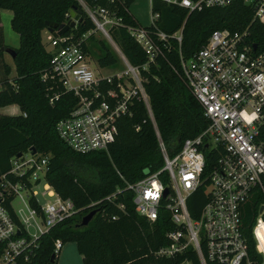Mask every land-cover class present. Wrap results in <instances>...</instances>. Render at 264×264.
Returning a JSON list of instances; mask_svg holds the SVG:
<instances>
[{"label": "built area", "instance_id": "1", "mask_svg": "<svg viewBox=\"0 0 264 264\" xmlns=\"http://www.w3.org/2000/svg\"><path fill=\"white\" fill-rule=\"evenodd\" d=\"M158 1L188 13L224 8L239 1L251 9L253 21L264 26V0ZM80 3L94 30L76 43L69 37H53L49 33L50 73L43 75L42 82L46 84L48 79L60 89L47 85L49 105L54 106L64 95L74 99L68 114L55 123L58 137L78 153L108 152L118 133V120L131 116L134 100L141 101L154 128L163 165L127 182L125 189L132 193L135 211L148 222L154 223L162 211L167 213L166 220L172 224L166 231L169 244L161 246L157 255L173 257L191 249L200 264H264V53L256 54L253 47L245 44L248 30H214L189 59L180 55V73L208 125L199 134L185 138L180 149L169 155L141 77V71L163 55L159 43L169 39L154 30L159 15L151 14V29L146 30L124 25L112 12ZM120 27L145 51L146 62L141 67L132 66L113 42L110 31ZM182 30L183 26L173 34L179 45ZM96 31L110 43L122 72L102 75L105 68L94 65L92 56L83 49L82 43ZM8 110V115L21 113L16 105L8 106ZM208 153L216 157L209 159ZM48 170L49 158L28 149L12 156L10 169L0 176V264L28 261L42 234L77 213L71 199L61 198L46 183ZM42 182L43 194L52 198L44 204L36 197V187ZM198 192L204 194V202L193 216L188 202ZM115 196L112 193L106 199L113 200ZM31 198L39 209L31 206ZM14 200L20 205L17 209L12 206ZM254 202L257 214L251 237L261 254L260 260L250 255L245 222L247 206ZM119 207L122 209L123 204ZM61 246V241L56 240L55 254Z\"/></svg>", "mask_w": 264, "mask_h": 264}, {"label": "trees", "instance_id": "2", "mask_svg": "<svg viewBox=\"0 0 264 264\" xmlns=\"http://www.w3.org/2000/svg\"><path fill=\"white\" fill-rule=\"evenodd\" d=\"M136 0H0V11L12 12L11 29L19 37L18 48L4 43L0 26V63L4 74L0 78V109L16 105L20 114L0 113V176L10 169L11 157L28 149L49 158V170L45 181L63 199L73 201L77 210L73 216L55 224L38 238L33 256L22 264H56L54 244L74 242L83 264H200L197 254L187 249L173 257L157 255L161 246L169 244L166 231L172 224L161 212L154 222L139 215L132 203V193L125 189L127 182H134L147 170L155 171L163 165L157 138L144 104L134 100L131 116L118 120V133L104 150L78 153L66 145L57 135L55 123L65 117L74 104L70 95H64L49 105L46 88L60 90L56 83L42 77L50 73L51 53L42 43V33L48 31L45 22L66 24L71 12L79 13L80 22L63 36L76 43L95 29L82 5L90 9H103L121 18L124 25L139 27L129 12ZM151 14L157 13L156 29L169 36L166 43H159L163 55L146 71H141L143 87L149 97L150 107L160 137L169 155H174L187 137L199 134L208 125L199 103L180 73V55L189 59L201 49L214 30L248 33L247 46H256V54L264 53V26L253 21L251 9L236 1L224 8H207L188 13L185 9L153 0ZM181 43L173 34L181 29ZM141 27V26H140ZM146 30L151 28L143 27ZM113 42L127 61L134 67L146 62V53L128 32L120 27L110 31ZM88 44L96 48L97 64L101 68H116L119 60L111 46L90 35L82 43L90 55ZM165 47H164V45ZM8 49L14 51L12 59L15 76L9 78L12 67L4 63ZM25 113V116L23 115ZM209 159L216 155L207 154ZM116 193L113 200L106 197ZM201 194V195H200ZM91 206V203L97 202ZM204 202V194L195 193L188 208L196 216ZM31 206L39 209L31 198ZM123 204V208L119 207ZM245 222L249 235L250 255L260 260L251 237L256 216V203L247 206ZM9 208L12 212V207ZM98 211L85 226L81 218L91 209ZM13 214V213H12ZM13 217H16L13 214ZM17 221V220H15ZM18 222V221H17ZM2 245L0 244V251Z\"/></svg>", "mask_w": 264, "mask_h": 264}, {"label": "rangeland", "instance_id": "3", "mask_svg": "<svg viewBox=\"0 0 264 264\" xmlns=\"http://www.w3.org/2000/svg\"><path fill=\"white\" fill-rule=\"evenodd\" d=\"M129 10H130L131 14L135 17V19L138 21V23L141 27H148L151 24V12H150L149 0H136L134 2V4H132V6L130 7ZM6 17H7L6 14H4V16L2 17V20H1V16H0V21H1L0 26L2 28L4 43L6 45L12 47V48H18L19 37L10 27V20L11 19L8 20ZM94 37L96 40H102V41H105L108 43V41L104 38L102 33L99 31L94 32ZM49 39H50V34L47 32L42 37V43L44 45L48 46ZM108 44L110 45V43H108ZM87 46L91 50L90 55L92 56L91 57L92 63L94 65H96L97 64L96 60L98 58V55L96 54V48L92 47L90 44H88ZM4 63H7L9 66L12 67V72L10 73L9 78H12L13 76H15V73H14L15 71L13 68L12 59L7 53L4 54ZM2 65H3V62L0 63V78L4 74V68ZM123 70L124 69L121 65H118V67L111 68V69L105 68L102 71V75L114 74L117 72H122ZM3 109L0 110V113L10 112V110H8V108L4 109V111H3ZM44 188H45V186H44L43 182L40 183L36 187V191H37L36 197L41 204H44L47 201L52 199L51 197H48L46 194H43ZM12 206L14 207V209H17L20 205H19L17 200H14L12 203ZM29 231L33 232L32 227L29 228ZM64 246H66V245H64ZM62 259H63V255H62V253H59L58 259L56 260V264H60ZM183 264H190V263L184 262Z\"/></svg>", "mask_w": 264, "mask_h": 264}, {"label": "water", "instance_id": "4", "mask_svg": "<svg viewBox=\"0 0 264 264\" xmlns=\"http://www.w3.org/2000/svg\"><path fill=\"white\" fill-rule=\"evenodd\" d=\"M80 15L76 12H71L70 20L64 24L56 27V25L50 24L49 22H45V26L48 28V33L52 34L53 37H60L63 36L69 29L74 28L78 22H80ZM257 47L253 46V50L256 51ZM6 53L13 59L14 58V51L12 49H8ZM35 153V149L32 150ZM17 155H20L18 153ZM98 211L97 208L91 209L88 213H86L79 223L80 226H85L89 223L91 218L96 214Z\"/></svg>", "mask_w": 264, "mask_h": 264}, {"label": "crops", "instance_id": "5", "mask_svg": "<svg viewBox=\"0 0 264 264\" xmlns=\"http://www.w3.org/2000/svg\"><path fill=\"white\" fill-rule=\"evenodd\" d=\"M134 4V3H133ZM151 4H152V2H149V5H150V7H151ZM132 6V5H131ZM130 6V7H131ZM130 9V8H129ZM129 12H130V10H129ZM151 12V11H150ZM131 13V12H130ZM4 14H6V18L8 19V20H10L11 18H12V12H10V11H7V10H1L0 11V16H1V20H2V17L4 16ZM1 22V21H0ZM48 31H44L43 33H42V35L44 36L46 33H47ZM42 36V37H43ZM15 73V72H14ZM8 107H6V108H4V109H7ZM4 109H3V111H4ZM0 110H2V109H0ZM64 245H66V246H64ZM59 253H62V255H63V259H62V261H61V263L60 264H83V261H82V256H81V254H79V252H78V250H77V247H76V245H75V243L74 242H66V243H64L62 246H61V248H60V250H59V252H58V254H57V259H58V255H59ZM56 259V260H57Z\"/></svg>", "mask_w": 264, "mask_h": 264}]
</instances>
